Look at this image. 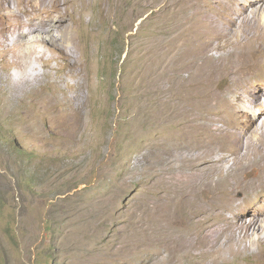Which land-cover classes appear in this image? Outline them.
Instances as JSON below:
<instances>
[{
	"label": "rangeland",
	"instance_id": "1",
	"mask_svg": "<svg viewBox=\"0 0 264 264\" xmlns=\"http://www.w3.org/2000/svg\"><path fill=\"white\" fill-rule=\"evenodd\" d=\"M28 1L12 3L21 19L35 27L17 31L6 43L25 45L21 49L25 63L18 68L5 64L6 57L0 60V264H211L212 258L216 264H253L264 259V223L253 228L242 243L221 242L206 260L184 256L183 236L172 227L179 213L192 215L199 210L197 186L183 178L186 184L181 175L195 179V170H204L201 178L209 181L220 174L210 172L212 164L200 158V147L182 148L181 162H177L173 148L181 143L176 138L179 111L168 104L189 99L205 88L212 90L213 81L231 71L235 76L246 55L260 59L264 46L244 40L256 35L255 26L240 23L242 27L233 28L228 43L244 40L242 50L237 51L240 58L233 63L226 52L218 67L201 61L204 53L200 51L191 56L201 40L213 38L205 29L196 47L185 38H181V46L173 37L184 36L194 20H189L193 8H187L191 0H102L104 3L96 2L84 16L80 14L84 4L93 0L62 6L64 15H41ZM198 1L206 4L211 0ZM221 1L213 0V4ZM226 1L232 4V0ZM210 15L204 12L197 17L207 20ZM259 18L264 25V17ZM46 27V33L38 29ZM53 34L59 35L54 41L50 40ZM42 38L48 46L29 43ZM35 50L44 53L42 59ZM71 62H77L76 72ZM247 69L253 74L251 87L259 84L264 88V66L247 65ZM262 92L259 103H250L254 97L242 90L244 102H239L238 109L246 111L251 120L258 115L262 120L252 136L254 141L249 140L241 151L246 158L258 156L259 164L238 175L247 180L258 176L264 183V142L254 146L259 135L264 136V89ZM165 118L171 125L165 126ZM232 118L244 124L240 117ZM165 136H172V141H165ZM174 185L185 197L179 202L185 208L181 205L173 210L165 201L170 198L167 193L176 197ZM225 188L214 184L200 194L203 208L213 210L204 223L186 231L189 242L199 248L211 242L210 221L224 228L222 220L230 212L255 216L264 211L263 184L237 191L216 209V200L222 199Z\"/></svg>",
	"mask_w": 264,
	"mask_h": 264
},
{
	"label": "bare ground",
	"instance_id": "2",
	"mask_svg": "<svg viewBox=\"0 0 264 264\" xmlns=\"http://www.w3.org/2000/svg\"><path fill=\"white\" fill-rule=\"evenodd\" d=\"M74 1L75 0H48L46 2V0H42V1L31 0V1H28V3L36 10V12L37 11H38V13L40 12L39 14H41V15L42 14L64 15V14H66V12H63L62 9H64V8H61V7L65 6V5L67 7L70 5H73ZM89 1H91V0H89ZM100 1H102V0H93L92 2H90L88 4H84V6H86V7H84L83 12L80 13L81 16H84V15H82V13H87V12L93 10V7L96 4V2L104 3V2H100ZM236 2H238V3H236ZM236 2H235L236 4H233L234 2L232 0V4H228V2L226 0H223V1H221V3L214 5L213 0H211L209 2L207 1L206 4L203 2H200L198 0H191L190 3L187 4V8H189V7L193 8L192 9L193 12L190 14L189 20H193V19L194 20L190 21L191 25L187 27L184 36L180 33L178 35L175 34L176 36H173L174 39L181 41L180 42V43H182L181 46H183V44H184V42L182 41L183 39L181 40V38H185L188 41H191V43L194 45L197 41V38L202 36V30L205 29L206 33L208 32L209 34H211L213 36V38L211 39V41L208 40L209 42H207L206 40H205L206 42L204 40H201L202 42L200 43L201 44L200 47H196L194 45L196 47V49H194L191 52V56L194 53L200 51V52L204 53V58L201 61H206V62H209L211 64L213 63L215 66L220 67L221 65L218 63V61H224L225 58L227 57L226 52H229L228 58L233 60V63L238 62V59L240 57L238 56L237 51L242 50V47L244 46V40H246L245 42H247L249 44L252 42H255L254 45H256L257 47L258 46H264V25L259 24V19H260L259 17L260 16L264 17L263 16L264 13H263V15H261L262 12L260 13V10H262V8L264 6V0H237ZM14 3H15V1H14ZM79 3H81V2H79ZM75 5H78V4H75ZM81 5H82V3H81ZM182 6H183V4H182ZM106 7L107 6H105V8ZM108 7H110V6H108ZM250 8H255V9L250 10ZM204 12L211 14L207 20H203V19H200L197 17ZM80 14H78V15H80ZM81 19H83V18H81ZM0 20H3L2 25L0 24V54H1L0 60L3 61L4 57L7 58V57H12V56L16 55L15 57H13L11 59L5 58L4 63L12 65V66L15 65L16 67L21 68L22 63H23V59H24V53H23V50H21V49L25 45H21V44L8 45L6 43H8V40L11 37L15 36L17 31L25 32L26 30L27 31L31 30V28L35 27L34 25H36V24H32L31 22H28L27 19H21V17L15 12L12 0H0ZM240 23L241 24L254 25L255 30H256V35L259 34V37H257L255 34H254V36L251 34L252 36L248 39L247 38H245L244 40H237L236 39L237 41L234 40L235 42L229 44L228 40H231L230 38L232 36L233 28L239 26ZM188 24H189V22H188ZM56 26L60 27V25H56ZM176 27H178V26H176ZM38 29L40 30L41 33H46L48 31L49 27L38 28ZM167 31L166 32L164 31L165 33L163 35H165L167 33ZM53 32H58V30L55 29ZM248 33L250 34V32H248ZM57 36H59V35L53 34L50 37V40H52V41L56 40ZM170 36H171V33H170ZM207 38H208V36H207ZM214 38L216 40H219V41H222V40H227V41L225 42V44L224 43L220 44L219 41L215 42ZM45 39L38 40V41H37V39H36V41H30L29 40V43H32L35 46H42V47L45 46L46 47V46H48V43ZM62 39L64 41H68V38H66L65 36H63ZM69 39H72V37H70ZM161 43H162V41H161ZM161 43H160V46H161ZM175 43H177V42H175ZM166 44H167V42H166ZM169 44H170V42H169ZM171 44H174V43H171ZM251 45H253V44H251ZM246 46H247V44H246ZM180 47H178L179 50H181ZM230 47H232L231 48L232 51H227ZM63 50H64L63 48H60L61 52ZM165 51H167V50H165ZM176 51H178V50H176ZM214 51H217L218 55H214L213 54ZM244 51H245V48L241 52L242 55L244 54ZM163 52H164V50H163ZM35 53L41 59L44 56L43 52H37V50H35ZM254 56H255V54H254ZM259 56L261 57L260 59H255L256 57L251 59V58H247L248 56L246 55L242 64L235 71V76H233L234 71L233 72L231 71L229 74L227 73V76H223L221 79L214 80V81L212 80L213 81L212 90H211V88H205V90L199 94L194 95L191 93L192 95L189 97V99L185 98L184 101H176L172 104H170V103L168 104L169 107H171V108L175 107V109L177 111H179L178 117H177V123H178L177 128H178V130L176 133V138L178 140H181V143L178 145V149H176V147L173 148L178 154V161L177 162L178 163L181 162L180 150H182V148L188 147V150H192V148H194L195 146L200 147L203 150V153H201L200 158L207 159L212 164L208 167L210 172L211 173L217 172L218 174H220L217 180H209V181H206V179L204 180L201 178V172L204 170H195V172H194L196 175L195 179L194 178H187L183 175H181L182 178L180 177L182 180L186 179L189 183H192L195 186H197V188H198V203H199V210L197 211V213L192 214V215H190L191 213L189 215H185L186 214L185 212H184L185 214L179 213L177 215V217L175 216L176 218L174 217L175 219L173 218L174 222L171 220L173 222V226H172L173 229L178 228L179 232L183 236L180 239V243H183L185 248H186V253L184 254V256H188V257L192 256L193 259H195V256L196 257L198 256L203 260L205 258L208 259L207 257H211L212 254L215 253L214 247H217V249H218L221 242H223V241H226V242L237 241L238 243H242L243 240L248 238L249 232L253 228L256 229V228L263 227L262 224L264 223V216H262V214H264V211L259 213L258 215H255V216H250L248 214H241V215L237 216V215L233 214L232 212H230L228 214V216L222 220L224 223V228H223L222 224L221 225L219 224L220 226L217 227L215 225V222L210 221V223L212 224V226H210L211 242L208 243L204 247L199 248V247L195 246L192 241L189 242L188 237H187V232H186L187 230L193 228L194 226L204 223L207 216L209 215V212L211 210H213V209L206 210L207 207H206V209H204L202 206V202H204V198L200 197V194H206V192H205L206 190H204V189H206L207 187L209 188L210 185L213 186L215 184V188L218 185H222V186L227 187L224 189L225 191L222 190V192H224L223 193L224 196L222 197V199L218 198L216 200L217 201L216 204L218 205V207L216 209H219L222 206L226 205V203L229 200V197L236 195L237 191H239L241 189H244V191L245 190L247 191V190L251 189L252 187H254L260 183L264 185L263 181L260 179V177L258 178V176H257V178H254L252 176L254 179L247 180L243 174L238 175L239 172H243V171L247 170L249 166H256L257 164H259L258 163L259 159H258L257 154H256L257 157H255V158H246L247 155L244 153H241V151H242L243 147L246 146V144L248 143L249 140L254 141L252 139V136L254 135V132H256V129L258 128V125L260 124V121L262 119H261L260 115H258L256 117V120H251V117L247 114L246 111L238 109L239 102H244V99L242 98V90H246L250 96L254 97V100L249 101L250 103H259V100H261V98H262V94H263L262 91L264 88L261 87L259 84H257L255 87H251L250 81L252 79L253 74L249 75L248 74L249 70L247 69V65H250L253 68L259 64L264 66V53H262V52L259 53ZM76 63L77 62H74V64H76ZM74 64H72V62L70 63V65L72 66V68L76 72L78 69H76L74 67ZM177 64H178V62H177ZM193 65H195L194 62H193ZM75 66L77 67V65H75ZM179 68L184 69L185 67H179ZM181 70H178V71H181ZM154 77H155V75H154ZM179 77H181V75ZM224 81L227 83L225 86H222V83ZM177 90H179V89L177 88ZM212 91H213V93H212ZM254 92L256 93V96L253 95ZM181 93H182V91H181ZM225 93L227 95L226 97L223 96V94H225ZM229 94H232V95L229 96ZM178 97H180V95ZM23 107H25V106H23ZM233 115L240 117L241 120H244V122H243L244 124H240L236 120H234L232 118ZM169 120L170 119L165 118V121H166L165 126L167 124L171 125V122ZM167 139H170L172 141V136L171 137L165 136V141ZM255 141H256V144L254 146L260 144L261 142H264V136L259 135V138ZM169 145H171V144H169ZM167 148H169V147H167ZM257 149H258V147H257ZM220 153H222V155H219ZM173 154H175V153H173ZM175 156H176V154H175ZM231 158H234V159L231 160ZM221 163L224 165L223 168L218 166V164H221ZM178 168H179V166H178ZM235 170H237V171L234 172ZM254 170H255V168H254ZM260 174H258V175H260ZM250 176H251V173H250L249 177ZM182 180H181V182H182ZM187 181H185L186 184H188ZM176 182H178V181H176ZM159 186H160V182H159ZM173 190H174L176 197L175 198L171 197V195L166 192L167 196L168 197L170 196V198L166 199L164 197L165 201L167 204H170V205L172 204V207H171L172 209L173 208L174 209H180L181 207H179V206H181L183 204L182 203L179 204V202H181L183 200V198H185V197L182 193H180V191L177 190L175 185L173 187ZM186 190L184 189V191H186ZM191 192H193V191H191ZM262 193H263V191H261L259 193V196H261ZM164 196H165V194H164ZM195 197H197V195ZM160 198L162 199V197H160ZM162 202H164V201H162ZM193 203L195 204V202H193ZM154 204H157V203H154ZM155 206H157V205H155ZM162 206H160V207L162 208ZM183 207L185 208L184 205H183ZM156 208L159 209V207H156ZM187 210H189V209H187ZM157 212H158V210H157ZM157 212H156V214H157ZM168 225H169V227L171 226L170 224H168ZM226 232H228L229 235H225ZM256 240L259 243H261V241H262V239L259 237H257ZM178 247H179V245H178ZM242 247L245 248L246 246L242 245ZM177 249H179V248H177ZM231 253L235 256V254L233 252H231ZM188 263H189V261H188ZM216 263H217V261H213V258H212L211 264H216ZM253 264H264V259H262L260 261L255 260V263H253Z\"/></svg>",
	"mask_w": 264,
	"mask_h": 264
},
{
	"label": "trees",
	"instance_id": "3",
	"mask_svg": "<svg viewBox=\"0 0 264 264\" xmlns=\"http://www.w3.org/2000/svg\"><path fill=\"white\" fill-rule=\"evenodd\" d=\"M22 156H23V157L25 156V152L22 154ZM38 264H40V263H38Z\"/></svg>",
	"mask_w": 264,
	"mask_h": 264
}]
</instances>
